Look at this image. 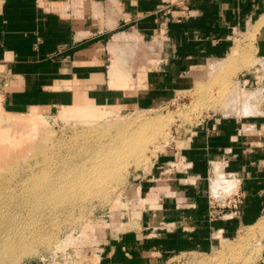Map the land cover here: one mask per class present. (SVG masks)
Wrapping results in <instances>:
<instances>
[{"label":"crops","instance_id":"0c3cea01","mask_svg":"<svg viewBox=\"0 0 264 264\" xmlns=\"http://www.w3.org/2000/svg\"><path fill=\"white\" fill-rule=\"evenodd\" d=\"M252 29L256 59L264 62V0H1L4 104L80 106L89 102L84 95L99 104L155 107L176 80L223 60ZM115 31L160 47L132 100L111 89L124 88L121 78L103 72ZM111 47L114 53L117 45ZM259 77L251 71L238 82L243 92L249 84L252 104L205 116L148 172L132 177L107 216L97 264H264V72ZM214 181L242 192L239 214L208 219ZM242 243L249 246L234 249Z\"/></svg>","mask_w":264,"mask_h":264},{"label":"rangeland","instance_id":"374dc122","mask_svg":"<svg viewBox=\"0 0 264 264\" xmlns=\"http://www.w3.org/2000/svg\"><path fill=\"white\" fill-rule=\"evenodd\" d=\"M253 32H241L222 62L204 64L176 80V89L162 95L158 106H111L83 95L91 102L85 106L100 114L92 118L74 114L72 105L18 110L5 105L9 88L0 68V264H97L98 249L106 241L107 216L132 177L148 172L160 153L205 116L225 109L233 112L240 101L252 104L249 84L244 92L236 86L241 75L257 74L254 66H263L256 59ZM114 33L124 37L115 41L114 36L109 43L103 72L108 76L110 69L118 82L126 75L129 84L111 89L132 100L157 66L160 47L138 36L136 41L128 38L132 34ZM115 45L129 51L128 56L122 54L123 62L118 61L119 52H112ZM237 47L241 50L234 57ZM134 133L138 134L133 143L141 146V154L124 155L125 141ZM102 165L107 169L95 174ZM247 246L237 244L234 249Z\"/></svg>","mask_w":264,"mask_h":264},{"label":"built area","instance_id":"2783aa9c","mask_svg":"<svg viewBox=\"0 0 264 264\" xmlns=\"http://www.w3.org/2000/svg\"><path fill=\"white\" fill-rule=\"evenodd\" d=\"M262 63L263 66L259 64L255 65L259 68L257 69V75L263 74L264 72V62ZM236 88L239 89L240 86L237 85ZM214 129L215 126H212L211 130ZM206 198L208 206L207 217L209 220H214L218 216L237 215L244 204V196L242 192H233V188H212L207 192Z\"/></svg>","mask_w":264,"mask_h":264},{"label":"bare ground","instance_id":"6f19581e","mask_svg":"<svg viewBox=\"0 0 264 264\" xmlns=\"http://www.w3.org/2000/svg\"><path fill=\"white\" fill-rule=\"evenodd\" d=\"M253 31H255L256 29H252ZM251 31V30H250ZM252 32V31H251ZM254 33V32H253ZM252 34V33H251ZM251 34L249 33V35L251 36ZM252 35H254V34H252ZM248 36V35H247ZM251 37H253V36H251ZM253 39V38H252ZM249 41H251L250 39H249ZM251 43V42H250ZM253 44V43H252ZM131 45H133V44H131ZM131 45H127V46H130V47H133V49H135V47L136 46H131ZM247 48H249L248 46H247ZM130 49H132V48H130ZM114 50H116L117 52L116 53H118L119 52V58H118V61H119V63L120 62H123V60H125V58H124V55H122V54H127V56H128V52L129 51H123V50H121V49H117L116 47L114 48ZM241 50V49H240ZM239 49H238V47L236 48V51H237V53L234 55V54H232V55H234V57L238 54V52L240 51ZM248 50V49H247ZM234 52V51H233ZM232 52V53H233ZM240 53V52H239ZM247 53V52H246ZM231 55V54H230ZM231 55V56H232ZM126 57V56H125ZM127 58V57H126ZM230 59V58H229ZM228 60V59H227ZM220 62H222V61H220ZM225 62V61H224ZM122 64V63H121ZM129 65V64H128ZM120 81V80H119ZM121 81H123V86H125V85H127V83L129 84V78H127V76L125 75H122L121 76ZM121 81H120V84H121ZM233 106V105H232ZM248 106V105H247ZM70 108H73L74 110L72 111L74 114H77L78 116H81V117H83V118H92V117H94V116H99L100 114L96 111V110H94L93 109V106H85V105H75V106H72V107H70ZM232 109H233V107H231ZM245 108V107H244ZM246 109H247V107H246ZM252 109V108H251ZM253 109H254V107H253ZM253 109L251 110V111H253ZM255 109L257 110V108L255 107ZM255 109H254V111H255ZM86 110H88V111H86ZM248 110H249V106H248ZM247 110V111H248ZM253 111V112H254ZM258 111V110H257ZM238 112V111H237ZM250 112V111H249ZM136 134H138V133H134V135L131 137V138H128V140L127 141H125V143H126V146H125V149H124V147L122 148L123 149V151L122 152H124V155H126V154H131V153H135V154H141V152H140V150L138 149L139 148V146L140 145H136V144H134L133 142H135V139H136V137L137 136H135ZM139 140V139H138ZM140 141H141V139H140ZM143 143V142H142ZM141 143V144H142ZM124 144V143H123ZM0 146H1V144H0ZM136 146H138V147H136ZM140 148H141V146H140ZM126 150V151H125ZM137 150V151H136ZM114 161V159L113 160H111L110 162L112 163ZM125 164H126V160H125ZM106 165V164H105ZM105 165H102L101 166V168L100 169H98L97 170V172L95 173V174H98V173H100V171H102L105 167H106V169H107V166H105ZM119 166H122V165H119ZM93 167V166H92ZM70 168V167H69ZM75 168V167H74ZM119 168L120 167H118V171H119ZM66 170H67V168H66ZM76 170V169H75ZM100 170V171H99ZM68 171V170H67ZM67 171H66V173H67ZM74 171V170H73ZM93 171V170H92ZM62 172H64V171H62ZM61 172V173H62ZM69 172H70V170H69ZM103 172H104V170H103ZM102 172V173H103ZM105 172H107V170H105ZM74 173V172H73ZM88 173H90V172H88ZM63 174V173H62ZM61 174V175H62ZM92 173H90V175H91ZM87 175H89V174H87ZM94 175V174H93ZM92 175V176H93ZM62 176H64V175H62ZM92 176H90L91 178H92ZM94 176H96V175H94ZM88 178H89V176H88ZM90 178V179H91ZM94 178V177H93ZM92 178V179H93ZM63 179V178H62ZM66 178H64V180H65ZM64 180H62V181H64ZM70 180V179H69ZM94 180V179H93ZM212 187L213 188H216V187H221V188H225L226 189V187H224L223 186V183L222 182H218V181H214L213 182V185H212Z\"/></svg>","mask_w":264,"mask_h":264}]
</instances>
